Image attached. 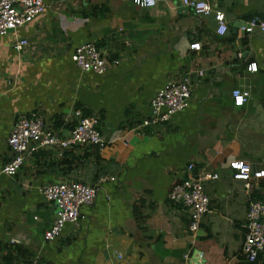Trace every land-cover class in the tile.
Masks as SVG:
<instances>
[{"label":"crops","instance_id":"1","mask_svg":"<svg viewBox=\"0 0 264 264\" xmlns=\"http://www.w3.org/2000/svg\"><path fill=\"white\" fill-rule=\"evenodd\" d=\"M208 1L226 16L223 36L213 15L197 16L181 0L153 8L45 0L40 17L0 36V264H251L242 248L250 203L264 199V176H254L264 173V31L257 19L252 32L231 24L264 14V0ZM19 39L29 41L22 52ZM89 42L109 62L104 75L72 61ZM185 75L192 77L189 107L138 129L155 94ZM234 89L250 94L243 106L234 104ZM31 112L63 138L80 117H96L105 145L48 147L4 176L7 139ZM236 161L251 167L249 180L235 177ZM191 164L196 174L219 176L205 182L211 211L195 235L189 213L169 200ZM64 181L99 185V192L77 224L47 241L57 209L42 190ZM252 264H264V253Z\"/></svg>","mask_w":264,"mask_h":264},{"label":"built area","instance_id":"2","mask_svg":"<svg viewBox=\"0 0 264 264\" xmlns=\"http://www.w3.org/2000/svg\"><path fill=\"white\" fill-rule=\"evenodd\" d=\"M134 2L146 8H153L157 5V0H134ZM181 3L197 16L213 15L218 24V35L223 36L228 32L229 26L224 12L216 10L208 0H181ZM45 9V0H0V36L31 24L45 12ZM257 26L258 22L254 20L245 30L252 32ZM261 29L264 31V24H261ZM28 44L27 39H19L16 41L15 49L17 52H22ZM72 61L81 71L97 75H104L109 68L105 55L94 43L90 42L74 49ZM199 74L203 75V72L200 71ZM191 84L190 75H185L180 81L167 83L155 94L151 101L149 117L144 119L137 128L156 127L170 121L176 113L185 111L192 99ZM249 96L247 91L241 89L232 91L236 106H243ZM98 127V118L80 117L69 137L63 138L50 129L44 117L38 112L22 115L7 139L11 155L2 168L1 174L8 177L15 176L28 158L48 147H58L61 151L75 145L103 148L105 140ZM230 167L236 172L235 177L239 179L249 180L252 174L251 167L243 161L233 162ZM194 168V165H189L188 177L175 184L169 193V200L182 206L189 213L191 218L189 230L192 235L200 230L203 217L211 211L210 198L205 191V182L219 177L211 173L196 174ZM254 176L261 178L264 173H254ZM112 179L114 178H110ZM104 181L106 179H100L99 183ZM247 187L251 188V185L247 184ZM98 192L99 185L93 186L78 181H64L44 187L42 193L45 200L55 205L57 209L56 218L51 229L45 233V239L53 241L60 238L68 224H77L82 206L94 204ZM245 228L242 256L247 263L252 264L257 262L264 253V199L250 203ZM186 259H189V255H186Z\"/></svg>","mask_w":264,"mask_h":264},{"label":"water","instance_id":"3","mask_svg":"<svg viewBox=\"0 0 264 264\" xmlns=\"http://www.w3.org/2000/svg\"><path fill=\"white\" fill-rule=\"evenodd\" d=\"M256 19L264 24V14L251 12L247 15L242 16L238 21L233 22L231 24V27H233L234 29L247 28L249 27V24Z\"/></svg>","mask_w":264,"mask_h":264},{"label":"trees","instance_id":"4","mask_svg":"<svg viewBox=\"0 0 264 264\" xmlns=\"http://www.w3.org/2000/svg\"><path fill=\"white\" fill-rule=\"evenodd\" d=\"M88 115H85V117H87ZM77 124V123H76ZM94 147V146H93ZM96 147V146H95Z\"/></svg>","mask_w":264,"mask_h":264}]
</instances>
